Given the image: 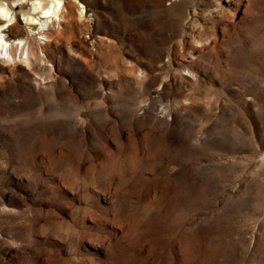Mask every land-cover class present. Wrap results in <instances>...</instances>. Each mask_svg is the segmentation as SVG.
<instances>
[{
  "label": "rangeland",
  "instance_id": "obj_1",
  "mask_svg": "<svg viewBox=\"0 0 264 264\" xmlns=\"http://www.w3.org/2000/svg\"><path fill=\"white\" fill-rule=\"evenodd\" d=\"M71 1L0 47V264H264V0Z\"/></svg>",
  "mask_w": 264,
  "mask_h": 264
},
{
  "label": "bare ground",
  "instance_id": "obj_2",
  "mask_svg": "<svg viewBox=\"0 0 264 264\" xmlns=\"http://www.w3.org/2000/svg\"><path fill=\"white\" fill-rule=\"evenodd\" d=\"M33 1L31 5L32 11L35 13L37 11L42 15L38 20V26L34 28L33 31H28L20 25V23L16 22L14 17L10 15V10L12 8L2 5L0 3V47L2 49V53L9 46L8 42H5V36H8L7 41H15L18 40L20 43H25L23 52L27 49L28 56L26 59H23V52L19 56V61H17L18 50L14 46L11 47L9 58L13 65H22L29 70V67L36 63H44L45 65L49 64V60L41 55V47L35 42L34 34L38 36H42L47 40V44L42 47L43 50H46L52 44L59 43L60 37L62 35L63 23H67L73 20L74 18V2L71 0H47V6L43 7L42 0H31ZM65 2V3H64ZM24 3H20L23 6ZM67 10L64 12V10ZM80 15L86 12L84 7L78 8ZM35 19L28 18V22L33 25ZM47 30L45 31V29ZM5 30V34L1 33ZM5 60L0 59V64H5ZM9 63V62H8Z\"/></svg>",
  "mask_w": 264,
  "mask_h": 264
}]
</instances>
